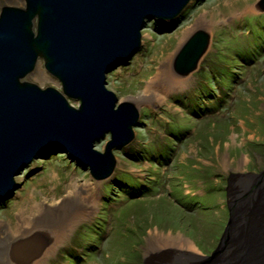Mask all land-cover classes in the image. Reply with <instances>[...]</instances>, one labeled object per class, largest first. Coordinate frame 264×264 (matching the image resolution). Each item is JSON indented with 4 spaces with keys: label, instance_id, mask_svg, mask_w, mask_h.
I'll return each mask as SVG.
<instances>
[{
    "label": "rangeland",
    "instance_id": "obj_1",
    "mask_svg": "<svg viewBox=\"0 0 264 264\" xmlns=\"http://www.w3.org/2000/svg\"><path fill=\"white\" fill-rule=\"evenodd\" d=\"M232 1L193 0L174 32L166 22L147 24L140 52L107 76V89L119 102L144 93L159 60L171 62L186 40L185 31L203 16L207 24L211 8L225 9ZM257 1H250L243 26L226 17L205 27L211 39L197 71L185 79L173 75L177 82L188 81L187 92L159 88L155 103L135 105L140 116L135 139L114 152L111 178L95 183L64 155L37 158L15 178L20 188L14 197L0 206V230L4 226L15 235L20 222L37 216L43 204L42 217L57 223L32 231L47 241L35 263L176 264L174 258L211 253L228 207L239 205L256 183L247 174L264 171V15L256 12ZM37 80L27 78L41 88L58 86L48 76ZM108 140L94 149L102 152ZM74 246L79 254L69 250ZM52 249L55 255L46 260ZM9 253L10 248L7 261Z\"/></svg>",
    "mask_w": 264,
    "mask_h": 264
},
{
    "label": "water",
    "instance_id": "obj_2",
    "mask_svg": "<svg viewBox=\"0 0 264 264\" xmlns=\"http://www.w3.org/2000/svg\"><path fill=\"white\" fill-rule=\"evenodd\" d=\"M57 1L60 6L58 3V5H50L55 9H52V13L57 12V16H52V18L57 20V24L59 23L58 25L62 27L63 31H66L71 23H74L72 31L75 39L68 38L70 43H67L66 41L62 42L63 40L59 38L57 48L61 52L53 54V57H46L43 66L45 70L49 68L50 74L61 85L63 94L67 98L80 101L77 109L69 105L62 93L54 89L49 88L41 93V90L34 84L20 82V79L25 78L38 63L35 59L40 51L35 53L30 51L29 47H32L30 43H33L34 46L36 43L49 49L54 48L58 33L56 37L55 35L48 37L44 35L43 40L37 41L33 33L28 30L29 27L25 28L18 24L23 21H20L16 16L11 17L10 12L7 11L8 8L1 12L0 32L2 34L4 30L8 29L10 34L7 37L12 34L13 41L4 44L0 50L7 47L12 48L13 51L9 52L6 66L13 64L14 59L17 67L11 72L4 73L6 82L0 81V204L13 197L14 178L24 171L26 167L24 163L31 162L35 158H42L44 155L66 153V158L70 162H75L83 167L85 162L80 159L78 153L81 151L88 156L87 159L91 164L88 166L92 178L96 179L97 177L102 180L110 173V169L113 167L112 161L110 162L113 155L111 150L123 148L124 143L127 144L133 139L131 128L137 125L138 112L135 106L129 102H122L117 108L115 107L117 98L105 88L106 76L118 68L126 66L137 54L140 48L141 31L147 26V23L152 20L167 21L177 17L190 0H167L173 1L172 5L166 0H95L96 4L92 7L87 0ZM24 2L26 11L32 13L37 11L35 5L40 6L38 8L41 11L42 9L44 11L45 6L46 11L50 9L47 6V0H24ZM256 9L258 12H264V0L257 2ZM23 16L31 18L34 15L28 17L23 14ZM42 23V28L39 25L41 32H44L43 30L47 32L46 22ZM1 34L0 37H4ZM187 41L188 43L180 49L173 61L178 64L174 72L179 76L187 75L186 73L192 69L193 64L205 52L209 43V35L204 30H198ZM20 45L29 48L28 54L15 50L16 46ZM63 46H67L69 53H64L61 50L64 48ZM192 48H198V51H193ZM186 52H189V55ZM28 55H32V59H35L26 60ZM0 57L4 56L0 55ZM70 59L73 70H69L67 64H64V61L69 63ZM190 60L193 61L190 64L193 65L190 67L191 69L187 62ZM28 61H30V65H28ZM26 65L28 67H25ZM102 105L107 108L104 115L99 109ZM108 133L111 136L104 153L93 150L95 142L104 139ZM51 147L53 148L51 149ZM17 156H20L19 160L16 159ZM94 161L97 162L95 165L92 164ZM260 175L261 177L253 178L256 182L253 184L255 188L259 187L260 180H264V172ZM235 203L233 202V205L228 207L229 217L221 238L226 235L223 237L225 243L229 239L233 240L232 237L234 240L242 237L251 238L253 242L256 237L248 234L249 232L245 230L246 225L242 229H236L239 233L229 229L234 225L233 221H236V213L242 209ZM252 205L254 204L252 203ZM230 209L234 210H231L232 213L234 212L232 218ZM261 210H264V207ZM254 217L255 221L253 222L264 219V216L253 214L252 218ZM229 218L231 219L229 220ZM37 246L32 245L23 249L27 253L26 258L32 257L31 262L37 259L38 251L41 252V247ZM251 248L262 251V253L257 256L258 259L249 257L247 261L250 264H264V247L252 246ZM251 248L236 247L235 260L237 259L239 264H247L244 259L248 257L247 254H250ZM223 249L221 250L223 251ZM245 249L249 253L244 251ZM212 254L202 257V261L211 264L212 259L216 256ZM241 261L242 263H240Z\"/></svg>",
    "mask_w": 264,
    "mask_h": 264
},
{
    "label": "bare ground",
    "instance_id": "obj_3",
    "mask_svg": "<svg viewBox=\"0 0 264 264\" xmlns=\"http://www.w3.org/2000/svg\"><path fill=\"white\" fill-rule=\"evenodd\" d=\"M87 1H88L89 5L91 7H92V5L96 4L95 0H87ZM250 1L251 0H233L232 3L225 9H222V8H219V7L211 8L209 10V12L205 15V18L207 20L206 21L207 24L204 23V16H203V18H201L202 20L198 19L190 27L189 30L185 31V34H187V38H186V40H184L182 45H180L181 48L184 47V45L186 43H188L187 40H189V38L191 36L190 34L193 31L202 30V29L205 31V27H207V26H210V27L215 26V24L217 23V21L219 19H225L226 17H228L230 20L238 21V22H236V24H238L240 26H243L244 25L243 23H246V20L249 17L248 15L251 13V10H252V8L250 6V3H251ZM166 2H168L170 5L173 4L172 3L173 1L169 2V1L166 0ZM57 3L60 6V3L57 0H47V6H48V8H50L48 11H46V6H45L44 11H43V9L41 11V9L38 8L40 6H36L35 5V8H36L37 11H34L32 13L30 11H26L24 0H10L9 2L2 3L4 5L0 4V17H1L2 10L8 8L7 11L10 12L11 17L16 16L20 21H23V23L20 22L18 24L23 26V27H25V28L29 27L28 30L33 33L34 37L37 38L36 39L37 41L43 40L44 39V35H46L47 37L49 35H51V36L55 35V37H56V35L58 33V37H56V42L54 44V48L52 47V48L49 49V48H47L45 46H41V44L37 45L36 43H35V46H34L33 43H30V45L32 44V47L31 46L29 47L30 51H32L33 53H35L37 51H40V53L36 57V59L34 58L38 63L35 65V68L33 70L29 71V73L26 75L25 78H21L20 79V82L25 81V82H28V83H32L30 81H27V78H29L30 76H35L36 78H38L37 81H39L41 83V80H43V78L48 76V77L52 78L53 82H56V84L58 85L57 88L52 87V86H47V87L41 88L39 85H37L35 83H32V84H34L39 90H41V93H43L45 90H48L49 88L50 89H54V90H56L59 93H62L63 98H65L67 100L68 104L71 105L73 108L77 109L78 107L77 106H73L70 102H74V103L79 105L80 101L79 100H77V101L70 100L69 97L67 98V96H65L63 94L61 85H59L57 80L50 74L51 71L49 70V68H46V70H45V68L43 66V62H44V59H46V57H49V56L53 57V54L56 55L59 52H61L60 49L57 48V40L59 38L61 40H63L62 42L66 41L67 43H70L68 38L73 37V31H72L73 29H72V27L75 25L74 23H71V26L67 28V30H66L67 32H66V31H63L62 27H60L58 25L59 23L57 24V20L52 18V16L53 17L57 16V12L54 11V13H52L53 10H55V9H53V7H51L50 5H54V4L58 5ZM35 8H34V10H35ZM20 9H21V11H20ZM22 13L25 16H28V17L30 15H32V14L34 16L31 17V18H26V17L23 16ZM51 14H54V15H51ZM259 14L264 15V13H259ZM181 16L182 15L177 16V17L175 16L172 19L165 21L166 25L168 26L167 28L169 30H171L172 32H174L176 28L180 27L181 24H182L181 23L182 20L180 19ZM42 22H46V25H47L46 27L48 28V31H47L48 33L45 30H43V29L42 30L44 32H41L40 27L43 24ZM147 24H149V23H147ZM39 25H40V27H39ZM205 32H207V30ZM0 34H1V32H0ZM8 34H10L8 29L4 30V32H2L1 35H3L4 37H0V47H3L4 44H7L9 41L10 42L13 41V38L11 37L12 34L7 37ZM207 35H209V34L207 33ZM74 39L75 38L73 37L72 40H74ZM72 43H74V41H72ZM63 47L64 48H61V50L64 51V53H69V51L67 49V46H63ZM29 48L26 47V46L20 45V46H16L15 50H20L23 53L28 54ZM11 49L12 48H8L7 47V48H2L0 50V55L4 56V57H0V74L2 73V75L0 76V81H2L3 83L7 81V79H5L4 73L11 72V71L14 70V68L16 69V67H17L16 60H14V59H13V64L14 65L11 64V65H7L6 66V64L8 63V60H9V58H8L9 52L13 51ZM65 49H67V50H65ZM192 50L193 51H198V48H192ZM207 50H208V48H207ZM207 50H206V52H207ZM179 51L180 50L175 52L173 58H175L177 56ZM206 52L201 54V57L199 58V60L193 64L194 66L190 65V64L193 63V61H191V60H190V62L187 61L188 65H190L189 68L191 66H193V67H192V69L190 68L191 70L189 69L190 71L187 72L186 73L187 75H185V76H182V75L179 76L178 73L174 72V69L178 67V64L173 62L174 59H172V61L169 62L168 59H165V57L164 58L162 57L159 60L160 61L159 62V68L155 72L154 78L146 83V87H145L144 93L138 94V95H135V96H131V97L127 98L126 101L130 102V103H132L134 105H137V106L142 105V104H146L148 102L150 104H153V103H155L157 101V95L158 94L156 92H157V89H159V88H165V89L171 88V89H173V88L177 87V88L180 89V91L182 89V90H185L187 92L188 91L187 90L188 89L187 88L188 81L177 82L175 77H178L179 79H185V78L189 77L191 74H193L194 72H196L198 67H199L200 61L203 58V56L206 54ZM190 53H194V52H190ZM186 54L189 55V52H186ZM32 58H33L32 55L31 56L28 55V58H26V60H29V59H32ZM34 59H32V60H34ZM64 62H65L64 64H67V68L69 70H73L74 69L73 67L71 68V59H70L69 63L67 61H64ZM29 63H30V61H28V65H30ZM40 65H42V69L43 70H41ZM128 65L129 64L127 63V66ZM202 65L203 66L206 65V63L203 62ZM207 66H209V64ZM25 67H28V66L26 65ZM190 97L191 98H193V97L196 98L195 95H193V96L190 95ZM122 102H124V101H122ZM49 105H51V103ZM116 108H117V106H116ZM99 109L101 110L100 112L103 115H104V113L107 110V108L104 107L103 105ZM9 117L11 118L12 116H9ZM139 123L140 122H137V125L133 126L131 128L132 129L131 134L133 136V139L130 142H128L127 144L124 143L125 145H124L123 148L122 147L120 149L119 148H113L111 150L112 153L120 152L121 150L125 149L126 147H128L129 145L132 144L133 140L135 139L134 129L138 128ZM107 136L110 137L111 136L110 133H108L106 135V137ZM106 144H107V142H105L103 149L106 148ZM133 147H134V145H133ZM52 148L53 147H51V149ZM93 150H95L94 147H93ZM95 151H97V150H95ZM97 152L104 153V150L102 152H100V151H97ZM78 153H79V155L81 157L80 159L82 161H84L85 163H84L83 167L81 165H79V164H76L75 162H74V165L76 167L80 166V167H77V168H79L83 172H87L92 181H94L95 183H99V182H102V181L103 182L107 181L109 178H111V176L113 175V172H114V170L116 168V159H115L114 154L111 156V160H110V162L112 161L113 167H111L110 173H108V175H106L101 180V179H97V177H96V179L91 177L92 176L91 175V171H90L89 166H88V165H91V164H90L89 160L87 159L88 156L83 154V153H81V151L80 152L78 151ZM59 154H62V156L64 155L65 157L67 156L66 153H59ZM16 159L19 160L20 156H17ZM33 161H34V159H33ZM33 161L28 162V163H24L25 166H26L25 168H29ZM107 161H108V159H107ZM96 163L97 162L94 161V163H92V164L95 165ZM19 166H18V168H19ZM262 172H264V171H260L258 176L261 177L260 174ZM31 175H33V174H31ZM263 186H264V180L262 179V180H260L259 187L257 186L256 188L253 187V188L249 189L247 192H245L240 197L241 201L239 202V205L238 204L237 205L240 208H242V209L238 211V208H237L238 212L236 213V221H233L234 225L229 227V229H231L232 232L239 233V231H237L236 229H238V230L242 229V227H244L246 225L245 226V230L249 232L248 234H251L252 236L256 237L255 239L252 237V240L254 239L253 242L251 241V238H245V237L243 238L242 237V238H238L237 240H234V237H232L233 240L232 239L227 240L226 241L227 244H226L224 239H223V237H226V235H224L222 238H221V236L219 237L218 242L215 245V247L212 249L211 253H209L207 255H202V256L200 254H196V255H193V254L191 255L190 254L191 255L190 259H187V257L185 258L186 260L184 259V257H182L181 260H179V259L177 260V258H174L173 262L176 263V264H183V263H179V262H182V261H186L184 264H206V263H204L202 261L203 260L202 257H204V256L207 257V256L211 255L214 252L213 254H215L216 256L212 259L211 264H232V263L233 264H239L237 259L235 260V258H234L237 255V253L235 251L236 247H242V248H245V247L251 248L252 246H255L256 248L264 247V234H263L264 233V219L262 218L258 222L257 221L253 222V221H255V217L252 218L253 214L255 216H264V210H261L264 207V191L262 189ZM19 188H20V186L18 184H15V186L12 188V190L13 191H17ZM13 195H15L14 192H13ZM255 197H257V198H255ZM164 200L166 201L167 199H164ZM162 202L164 203V201H162ZM252 203L254 205H252ZM21 206L22 205H20L18 207H21ZM46 207H47L46 205L41 204L40 207L38 208V210H40L42 212V210H44ZM231 210L232 209H230V214H232L231 215V218H232L234 216V212L232 213V211H234V210H232V211ZM41 212H38L37 216L36 215H31V217H29V218L28 217L24 218L23 222H20L22 224H19V226L16 228L17 233L15 235H13L10 232V230H8L4 226H2L3 230L2 229L0 230V256H1L0 257V264H11V263L12 264H40L38 262L35 263L36 261L31 262L32 257L26 258V256H27L26 254L27 253H25L23 249H24V247H29V246L34 245L32 240H35L38 243L41 242V246L40 247H41V249L44 248V245L47 242L46 241V236H44V238H42V240L40 241L39 240V236L42 235L43 233L40 232V231L32 233V231L34 229L38 228L39 225L41 227H44L46 222H47V224H49V223L52 224L53 222L57 223V220H56L57 218H54V221L51 222L50 218L42 217L43 215H41ZM227 217H229V211H228ZM248 217H251V218L249 219ZM231 218H229V220ZM40 220H41V223L38 224ZM227 220H228V218H227ZM249 223H250V227H249ZM55 227H57V224L55 225ZM38 230H41V229H38ZM55 231L57 232V230H55ZM223 231H224V229H223ZM24 235L25 236L27 235V236L25 237ZM95 235H96V237H98L97 233ZM21 236H24L25 238H23L21 240H18L16 242V239L18 237H21ZM220 239H221V242H220ZM224 245H225V247H224ZM38 246H39V244H38ZM9 248H10V253H9L8 261L10 260L11 263L10 262L8 263V261H7V251H8ZM222 248H224L223 251L221 250ZM69 250L71 251L72 254H76V253L79 254L80 253L75 246L71 247ZM55 251H56V249H52L51 251H49V253H48L49 255H47L45 257L46 260H49L51 258V256H54L55 255ZM244 251H246V249ZM246 252H248V251H246ZM251 252H250L249 255L247 254L248 257L246 259H244V261L247 264H250L247 261V259L249 257H253V258L258 259L257 256H259V254L262 253V251H257V249H254V248H251ZM175 257H177V256H175ZM261 258H263V256H261ZM43 260L45 261V259H43ZM207 261H209V260H207ZM240 263H242V261Z\"/></svg>",
    "mask_w": 264,
    "mask_h": 264
}]
</instances>
